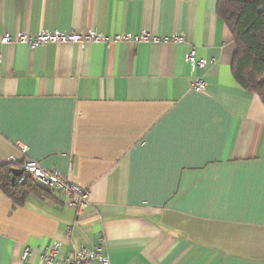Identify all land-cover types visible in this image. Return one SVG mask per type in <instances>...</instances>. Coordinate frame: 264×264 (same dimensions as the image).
I'll use <instances>...</instances> for the list:
<instances>
[{
    "label": "crops",
    "instance_id": "0c3cea01",
    "mask_svg": "<svg viewBox=\"0 0 264 264\" xmlns=\"http://www.w3.org/2000/svg\"><path fill=\"white\" fill-rule=\"evenodd\" d=\"M217 8L0 0V166L30 157L89 193L78 212L40 187L24 205L0 188V264H46L54 243L64 256L101 234L112 264H264V103L234 77L236 44ZM72 29L162 40L1 41ZM193 45L215 62L193 71ZM198 77L206 91L193 88Z\"/></svg>",
    "mask_w": 264,
    "mask_h": 264
},
{
    "label": "built area",
    "instance_id": "2783aa9c",
    "mask_svg": "<svg viewBox=\"0 0 264 264\" xmlns=\"http://www.w3.org/2000/svg\"><path fill=\"white\" fill-rule=\"evenodd\" d=\"M165 37L164 41L169 40ZM172 39L177 42H184L186 36L184 33L174 34ZM160 41L162 40L156 34L149 31H141L137 34L132 33H116L108 35L97 30H41L37 33L28 31H19L15 35L4 32L1 41L4 44L14 42L26 43L31 49L45 43H79L81 45L95 42H103L107 45L119 41H127L138 43L141 41ZM186 61L190 64L193 71L197 69H205L209 63H214L215 59H206L199 57L197 47L193 45L190 51L186 54ZM207 82L198 77L193 82V88L196 91H206ZM27 147L22 146V152L26 153ZM10 164L16 165L18 160L15 156H10ZM21 169L23 172L15 177L19 184H23L28 180L33 181L35 185L46 191H52L57 200L71 208H75L78 212L89 204V193L85 187L73 182L68 175L59 169H48L43 167L36 159L27 157L22 162ZM72 228L67 229V237H71ZM61 242H56L50 247H47L42 253V259L46 264H112L111 257L106 250V239L101 234L94 246L80 245L66 255H60ZM28 254V250L24 253Z\"/></svg>",
    "mask_w": 264,
    "mask_h": 264
},
{
    "label": "trees",
    "instance_id": "16d2710c",
    "mask_svg": "<svg viewBox=\"0 0 264 264\" xmlns=\"http://www.w3.org/2000/svg\"><path fill=\"white\" fill-rule=\"evenodd\" d=\"M217 11L236 44L232 63L236 81L264 103V0H218ZM13 168L10 163L0 166V188L15 204L24 205L40 188L31 180L17 183Z\"/></svg>",
    "mask_w": 264,
    "mask_h": 264
},
{
    "label": "water",
    "instance_id": "95a60500",
    "mask_svg": "<svg viewBox=\"0 0 264 264\" xmlns=\"http://www.w3.org/2000/svg\"><path fill=\"white\" fill-rule=\"evenodd\" d=\"M12 170H13V173L15 176H17L23 172V170L21 168H17V167H14ZM13 181H14V178H13Z\"/></svg>",
    "mask_w": 264,
    "mask_h": 264
}]
</instances>
